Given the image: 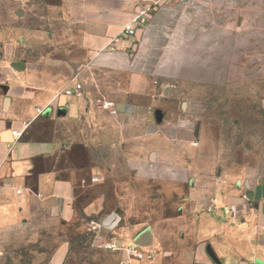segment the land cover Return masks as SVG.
Masks as SVG:
<instances>
[{"label": "crops", "instance_id": "obj_1", "mask_svg": "<svg viewBox=\"0 0 264 264\" xmlns=\"http://www.w3.org/2000/svg\"><path fill=\"white\" fill-rule=\"evenodd\" d=\"M155 2L144 29L137 28L134 36L122 34L141 9ZM201 3L60 0L52 5V34L43 22L35 39L38 49L51 42L52 52L43 48L36 57L0 60V235L24 233L23 227L13 231L8 225L18 221L22 226L19 221L33 214L16 212L27 202L69 211L80 203L90 213L93 154L99 151L101 159L95 164L103 182L108 183L109 175L116 180L117 217L152 221L153 239L139 245L154 258L132 264H264L263 249L253 239L260 230L264 234V214L248 212L249 193L231 197L234 183H255L247 176L254 166L264 168V154L240 149L228 172L229 162L211 151L201 125L176 122L171 112L160 123L152 98L158 63L174 59L178 45H190L196 60L220 49L221 26L217 18L206 25ZM192 21L195 35L188 34ZM74 79L83 85L81 96L65 95ZM24 128L34 129L38 137L14 134ZM214 171L221 176L214 178ZM223 188L227 194L221 196L218 210L209 212L207 207ZM19 189L22 194H17ZM233 204L240 208L236 217L229 211ZM108 213L106 219L112 218L113 211ZM114 226L112 230L127 235L141 230L138 225ZM170 236L178 238L171 242Z\"/></svg>", "mask_w": 264, "mask_h": 264}, {"label": "rangeland", "instance_id": "obj_2", "mask_svg": "<svg viewBox=\"0 0 264 264\" xmlns=\"http://www.w3.org/2000/svg\"><path fill=\"white\" fill-rule=\"evenodd\" d=\"M59 1L0 0V60L15 56L36 57L43 48L45 52H52L54 45L51 42L38 49L35 39L43 22L52 34V5ZM203 1L206 25H211L217 18V24L221 26L219 35L224 41L220 49L207 51L204 60H196V52L190 45L184 42L178 45L179 50L178 47L174 49V59L158 63L152 98L157 101L155 110L160 123L164 124L171 112L176 122L182 119L191 121L195 127L201 125L211 151L216 152L219 160L229 162V172L240 149L264 154V0ZM191 5L196 8V4ZM192 24L189 35L196 34V24L193 21ZM207 29L212 28L206 26ZM124 78L123 82L127 83L128 79ZM186 79L191 81L189 85L182 83ZM144 101L147 99L141 100L142 103ZM25 129L14 131V134L19 138L24 134L26 138L37 136L34 129L27 132ZM93 158L89 183L92 186L91 212L87 213L80 203L71 211L38 202H27L24 209L16 208L17 213L26 210L33 214L19 221L22 226H18V221L8 225L11 230L23 227L22 235H0V264H43L53 259L55 264H122L123 253L100 249V240L95 243L92 221L99 223L105 231L101 239L116 238L125 241L126 247H140L138 242L145 239L151 242L152 221L117 217L116 180L109 175L105 184L99 169L96 170V160L101 159L99 151L93 154ZM77 160L84 163V156L78 154ZM253 168L247 177L255 183H234L235 194L231 197L239 198L249 193L248 199L252 204L248 212L264 214V183H259L264 180V168ZM213 175L214 178L221 176L216 171ZM130 185L125 183V186ZM79 192H84V188ZM225 194L224 188L218 189L216 197L221 200ZM110 211H113L112 218L106 219ZM243 211L246 215L247 208L244 207ZM113 225L115 228L138 225L141 230L127 235L125 231L112 230ZM168 238L173 241L178 237ZM253 239L255 244L261 245L264 254L263 231L260 230ZM40 254L44 257L41 258Z\"/></svg>", "mask_w": 264, "mask_h": 264}, {"label": "built area", "instance_id": "obj_3", "mask_svg": "<svg viewBox=\"0 0 264 264\" xmlns=\"http://www.w3.org/2000/svg\"><path fill=\"white\" fill-rule=\"evenodd\" d=\"M158 3H154V5L145 7L144 9H141L140 12L136 15V17L133 19V21L128 24L123 33L126 36H134L136 35L137 28L138 29H144L147 26L148 23V17L150 15V12L154 9V7ZM119 40V38L117 39ZM74 85L70 88L65 90V95L71 96V95H78L81 96L83 85L82 83L76 82V79L73 80ZM96 179H94L95 181ZM22 189L17 190V194H22ZM0 194H1V186H0ZM220 199L219 197H214L209 204L207 210L209 212L217 211L219 207ZM248 205V203H247ZM230 214L234 217L238 216L240 214V208L239 205L233 204L229 206ZM92 232L94 234V241L95 243L97 241H101L98 244V247L103 250L112 251V252H123L126 254V257L122 261V264H132V261H143V260H152L154 258V254H147L145 253L141 247L138 245L136 246H123L120 243L116 242L114 239H101L102 237V226L99 223H96V221H92L91 223Z\"/></svg>", "mask_w": 264, "mask_h": 264}, {"label": "water", "instance_id": "obj_4", "mask_svg": "<svg viewBox=\"0 0 264 264\" xmlns=\"http://www.w3.org/2000/svg\"><path fill=\"white\" fill-rule=\"evenodd\" d=\"M46 115H48V112L46 113ZM138 243H140V241Z\"/></svg>", "mask_w": 264, "mask_h": 264}]
</instances>
